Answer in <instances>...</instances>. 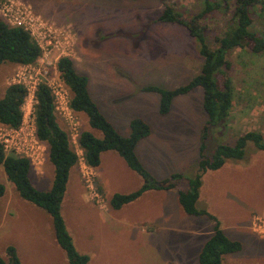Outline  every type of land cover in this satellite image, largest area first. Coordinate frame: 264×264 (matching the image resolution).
<instances>
[{"label":"rangeland","instance_id":"rangeland-1","mask_svg":"<svg viewBox=\"0 0 264 264\" xmlns=\"http://www.w3.org/2000/svg\"><path fill=\"white\" fill-rule=\"evenodd\" d=\"M15 1L30 6L44 20L71 31L75 69L89 78L93 99L101 112L111 118L109 120L113 121L117 131L130 133L134 118L149 121L151 138L141 141L138 153L141 156L152 153L164 160L163 166L148 165L149 168L157 172L162 170V174L168 176L178 168L172 163L181 160L184 173L190 177L195 175L200 159L201 134L208 120L203 108V91L195 89L176 98L170 115L161 116L160 96L143 92L142 88L153 85L177 89L196 77L204 62L198 53L197 41L185 27L158 21L164 9L173 6L177 14L191 18L201 13L208 1L213 4V1L220 0ZM227 1L232 7L236 0ZM253 12L256 17L251 30L263 34L264 13ZM232 14V8L228 13L220 8L206 19L205 35L211 48L218 47L217 39L224 37ZM228 58L233 65V108L224 126L211 129L204 153L207 159L213 158L219 144L233 146L245 133H264V53L236 49ZM19 68L11 63L0 65V99L14 83ZM70 94L72 96L71 91ZM76 114L82 133L86 130L88 118ZM58 117L62 127L68 130L65 121ZM7 129L0 124V137ZM87 130L102 138L100 131ZM46 153L45 162L33 165L32 171L38 172L48 166V172L49 169L53 172L41 179L38 188H48L54 181V166L48 150ZM100 167L95 184L101 190L99 180L103 175L106 202L110 201L113 191L128 194L143 183L135 172H124L120 166L109 165L106 156ZM224 167L222 172L209 171L204 175L205 193L209 199L206 209L218 215L221 227L230 239L243 244L241 252L224 257V264H264V232L255 222L257 217H264V153L249 143L243 160H229ZM0 184L6 187V193L0 199V256L5 257L6 249L14 246L22 264H66L67 256L53 238L50 215L20 196L3 167H0ZM74 192L90 203L88 193L77 188L73 189ZM197 207L203 208L202 204ZM99 212L101 220L85 219L80 229L82 236L95 235L100 245H109V255L101 257V263L97 259L92 264H199V254L215 224L207 217L187 215L184 225H161L160 236L154 239L150 236L151 240H146L143 231H151L154 225L135 227L132 221L136 219L130 218L129 213H115L117 217L111 220L113 213ZM85 215L86 211L81 217L85 218ZM153 228L157 230L156 226ZM88 250L92 254L90 247Z\"/></svg>","mask_w":264,"mask_h":264},{"label":"trees","instance_id":"trees-1","mask_svg":"<svg viewBox=\"0 0 264 264\" xmlns=\"http://www.w3.org/2000/svg\"><path fill=\"white\" fill-rule=\"evenodd\" d=\"M227 2L220 0L211 4L208 1L206 8L191 18L177 14L173 6L164 9L158 21L185 27L189 35L197 41L198 53L204 62L200 73L177 89L168 90L153 85L142 88L143 92L160 96L161 116H168L171 113L176 98L195 89L203 91V108L208 120L201 134L198 170L193 177L186 173H173L163 180L155 179L137 155L139 143L151 135L150 124L142 118H134L130 123L129 136L121 135L93 100L89 90V78L77 72L74 61L70 58H63L58 63L61 77L72 93L71 108L76 113L85 115L90 127L103 134V138H97L89 131L82 132L79 144L85 152L87 164L97 168L101 163L102 153L115 151L131 170L143 178L144 183L137 191L130 194H115L111 199V207L121 210L152 190L178 189L180 205L188 216L207 217L215 223L214 234L199 254V264H224L226 255L243 250V244L230 239L215 216L197 207L203 176L208 171L222 169L229 160H243L249 143H253L257 150L264 153V133L251 131L240 136L233 146L219 144L212 159H207L204 155L211 129L215 126H224L233 108L234 84L231 77L233 65L228 58L229 54L236 49H248L255 54L264 53V33L258 34L251 30L256 17L253 11L257 10V14L262 15L264 0H236L232 7ZM220 8H223L224 13H228L232 8L233 14L224 37L217 39L218 47L211 48L205 35L207 32L205 22ZM41 54L30 33L23 28L12 27L0 19V65L4 63L17 66L34 65L39 61ZM26 97L27 89L22 85L14 84L7 88L4 98L0 99L1 125L20 128L24 118L23 105ZM36 98L37 137L48 147V157L55 169L52 188L45 192L37 190L30 180L31 162L17 154H8L2 143L0 167L5 169L9 181L15 185L25 201L50 215L56 242L65 252L69 264H90V256L77 250L62 214V203L67 192L70 172L78 165V156L71 143L69 131L59 122L51 89L47 85H41ZM5 193V185L0 184V199ZM0 264H22L16 247L9 246L6 249V256H0Z\"/></svg>","mask_w":264,"mask_h":264},{"label":"built area","instance_id":"built-area-1","mask_svg":"<svg viewBox=\"0 0 264 264\" xmlns=\"http://www.w3.org/2000/svg\"><path fill=\"white\" fill-rule=\"evenodd\" d=\"M0 18L10 26L23 28L30 33L42 53L37 62L38 67L36 63L19 68L12 85H22L27 89V97L23 105V122L18 129L8 128L0 137V143L8 154L14 153L25 157L32 166L42 165L45 162L48 147L37 137L35 106L39 87L47 85L52 91L56 112L68 127L71 143L78 156L77 166L86 192L91 201L100 208L106 209L107 203L95 184L96 168L87 164L85 152L79 144L82 133L80 120L71 108L72 96L58 69L61 59H72L74 36L68 28L58 27L55 23L44 20L35 14L30 6L20 1L0 0ZM255 222L264 232V217H257Z\"/></svg>","mask_w":264,"mask_h":264},{"label":"crops","instance_id":"crops-1","mask_svg":"<svg viewBox=\"0 0 264 264\" xmlns=\"http://www.w3.org/2000/svg\"><path fill=\"white\" fill-rule=\"evenodd\" d=\"M13 65H15V64H13ZM90 94H91V92H90ZM111 96H113V95H111ZM111 114L116 116L114 113H111ZM106 117H108V116H106ZM109 119H111V118L108 117V120ZM109 121L113 124V121H111V120H109ZM145 121L147 122V120H145ZM87 128L92 129L90 127V125H89V122H87V127H86L85 131H89V130H87ZM92 130H94V129H92ZM89 132H91V131H89ZM118 132L121 135H123V136H129V134H130V133H127V134L126 133H122L119 130H118ZM91 133L94 134L93 132H91ZM102 138H103V135H102ZM140 143L137 146V155L140 158L141 162L149 170V172L153 175V177L155 179L163 180V179L169 177L173 173H184L185 172L184 162H182L181 160H178L176 164H175V162L172 163L173 165H176L178 168L176 170L172 171L168 176H164L162 174V170H159L158 172L155 171V170L153 171L151 168L148 167V165H150V167H154V165L163 166L164 165V162H163L164 160H162L159 157H154V155L152 153L151 154H147L145 156H141V154L138 153ZM108 152H115V151H107V152L102 153V155H101V163H100L99 167L96 168V171L97 170L100 171V168H101L100 166L102 165V160H103V157H105V156H106V161L112 167L114 165L115 166H120L121 167L120 169H122L124 172H125V170L126 171H128V170L129 171H133V170H131L129 168V166L127 165L125 160L117 152H115L116 154H106ZM224 168L225 167H223L222 169L218 170L217 172H222V170ZM49 172H51V174H52L53 171H51V169H49ZM49 172H48V166L47 167L45 166L44 170H41V171H38V172L37 171L30 172V180H31L33 186L37 190L45 192V191H49L52 188V185H53L54 181L52 182V184H50L48 186V188H38V187H40L41 179L44 176H46L47 173H49ZM208 172L205 174V176L208 174ZM213 172L216 173V171H213ZM54 173H55V169H54ZM100 173L102 174V172H100ZM99 176H100V174H99ZM54 177H55V174H54ZM53 180H54V178H53ZM142 180H143V178H142ZM99 181L101 182V183H99L100 187H101V190L99 188H98V190H99L100 194L104 197V199H106V197H105L106 190H105V187H104L103 175H101V178H100ZM143 183H144V181H143ZM143 183L141 184V186L143 185ZM203 183L204 184L202 185V188H201L200 198H199L198 204H202L203 208L201 210L208 211L210 214H212L213 216H215L218 219V215H216L215 212H213L210 209H206L207 208V201L209 199H208V197H207V195L205 193L206 185H205V181H204V176H203ZM35 184L39 185V186H36ZM76 188L79 189L82 192H85L87 194L86 189H85L84 184H83V181H82V178H81V174L79 172V168L77 166L72 168V170L70 172V178H69V183H68V187H67V192H66L64 201L62 203V214H63V217L65 219V222H66L67 228L69 230V233L71 234V236L73 238V241L75 243V246H76L77 250L81 254H85V255L90 256V258H91L90 264H92V262L94 260L97 261V259L101 263V257H106V256L109 255L108 254L109 253V251H108L109 250L108 249L109 248L108 243H104V244L100 245L101 242L97 240L95 235L88 234V235L82 236L83 234H82V232L80 230L84 226L83 222H84L85 219H88V220H91V221L96 220V219L97 220H101V213L99 212L100 210H105V211L107 210V211L113 213L110 216L111 220L117 217V215L115 213H117V214L118 213H120V214L121 213H123V214L129 213L130 218L136 219V220L132 221V224L134 223L136 225L135 227L139 226L140 224H150L152 226L153 225L156 226L157 227L156 231H154V228H153L154 226L152 227L153 230L151 229V231H153V232H151V231H143V234L146 236V237H143V239H146V240H151V237H153V239H154V238H157V237L160 236L159 226H161V225L162 226L170 225V224H180V223H183V225H184V222L186 220L187 214L184 212L183 208L180 205L179 192H178L177 189H174V190H171V191L152 190V191L146 192L137 201H135V202H133V203H131L129 205L124 206L121 210H115V209H113L111 207V199L113 198V196L115 194H121V193H118L117 190L113 191L111 193V195L109 196V200L110 201L106 202V203H108L107 204L108 208L102 209L96 203L95 204L98 207L96 205H93L92 204L93 201H90L89 198L88 199H89L90 203H87V202H85L82 199L81 195L80 196L77 195V192H74V194H73V189H76ZM45 189H47V190H45ZM137 190H135V191H137ZM135 191H133V192H135ZM128 194H130V193H128ZM203 194H204V196H203ZM198 204H197V206H198ZM96 207L99 208V209H97ZM97 210H99V211H97ZM84 211H86V215H85V218H82L81 216H82ZM197 218H202V217H197ZM50 220L52 221V219H50ZM103 220H105V219H103ZM107 221H110L109 218L107 219ZM51 224H52V222H51ZM214 226H215V224H214ZM214 226H213V229H212V232H211V236L214 234ZM51 227L53 228V224H52ZM164 229H166V228L164 227L163 230ZM53 235H54L53 238L55 240L54 232H53ZM211 236L205 241V243L211 238ZM55 243L57 244V242H55ZM205 243L203 244V246L205 245ZM57 246H58V244H57ZM89 247L93 251L92 254L88 250ZM66 264H69L68 260H66Z\"/></svg>","mask_w":264,"mask_h":264}]
</instances>
